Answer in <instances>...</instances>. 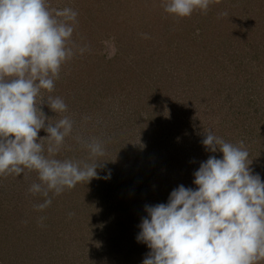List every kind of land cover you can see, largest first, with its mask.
Here are the masks:
<instances>
[{"label": "rangeland", "instance_id": "374dc122", "mask_svg": "<svg viewBox=\"0 0 264 264\" xmlns=\"http://www.w3.org/2000/svg\"><path fill=\"white\" fill-rule=\"evenodd\" d=\"M49 6L72 8L94 29L90 60L69 64L45 92L68 106L56 116L44 105L49 118L74 120L56 158L91 162L81 143L91 139L104 154L96 178L50 192L43 210L34 206L45 198L28 191L35 171L0 174V264H141L150 251L135 239L144 206L166 203L178 185L195 188L199 164L222 156L202 144L208 131L243 142L264 181V0H213L183 18L162 0ZM106 40L117 49L111 59Z\"/></svg>", "mask_w": 264, "mask_h": 264}, {"label": "clouds", "instance_id": "9594fccd", "mask_svg": "<svg viewBox=\"0 0 264 264\" xmlns=\"http://www.w3.org/2000/svg\"><path fill=\"white\" fill-rule=\"evenodd\" d=\"M177 18L206 12L213 0H162ZM78 13L51 8L49 0H0V174L35 171L38 182L28 191L44 197L37 210L78 182L97 177L103 143L81 140L91 162L58 159L74 120L67 104L51 93L62 65L87 46L72 41ZM222 15H227L223 13ZM107 58L116 55L104 41ZM56 114L49 118L43 106ZM43 129L45 137H38ZM209 156L193 173V184L178 185L166 203L145 205L135 239L150 250L141 264H258L264 260V181L249 168L243 142L233 144L206 132ZM80 139V138H78ZM110 175V173H109ZM107 179L108 176H105Z\"/></svg>", "mask_w": 264, "mask_h": 264}, {"label": "trees", "instance_id": "16d2710c", "mask_svg": "<svg viewBox=\"0 0 264 264\" xmlns=\"http://www.w3.org/2000/svg\"><path fill=\"white\" fill-rule=\"evenodd\" d=\"M74 4H77V3L74 2ZM89 23H90V21L85 19V18H80V19L76 18L75 29H74V32H73V35H72V41L76 45L81 46V47L87 46V48L89 46H91V41H93V36L92 35L94 33V29L90 26ZM92 54H93V51H86L83 54H80V53L77 52L78 57L75 56V57L71 58L73 60V62L70 61L71 60L70 59V60L66 61L62 65L60 74H65L63 69H65L69 64H72L73 66H75V65L78 66L77 62H79V61H89L90 60V56ZM134 103H137V101L134 102ZM179 104H181V103L179 102ZM237 116H240V114H238ZM222 122H224V121H222ZM214 125H215V123H214ZM217 125H219V124L217 123L216 127H217ZM252 128L253 127L248 128L250 130V133L253 130ZM224 130H227V128H225Z\"/></svg>", "mask_w": 264, "mask_h": 264}]
</instances>
